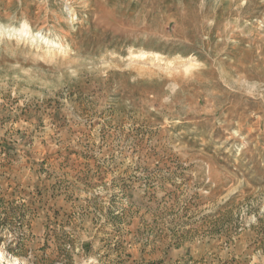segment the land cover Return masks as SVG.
Segmentation results:
<instances>
[{"label":"rangeland","instance_id":"374dc122","mask_svg":"<svg viewBox=\"0 0 264 264\" xmlns=\"http://www.w3.org/2000/svg\"><path fill=\"white\" fill-rule=\"evenodd\" d=\"M0 264H264V0H0Z\"/></svg>","mask_w":264,"mask_h":264},{"label":"bare ground","instance_id":"6f19581e","mask_svg":"<svg viewBox=\"0 0 264 264\" xmlns=\"http://www.w3.org/2000/svg\"><path fill=\"white\" fill-rule=\"evenodd\" d=\"M19 29L21 31H24V34L25 35H31L33 32H32V28L29 26V25H24L22 27H19ZM35 33V32H34ZM37 33V32H36ZM33 35V34H32ZM39 37V38H38ZM35 39H41V41H45V43L47 44H51V43H54V44H59L58 40H54V39H51L50 37L44 35L43 33L41 32H38Z\"/></svg>","mask_w":264,"mask_h":264}]
</instances>
